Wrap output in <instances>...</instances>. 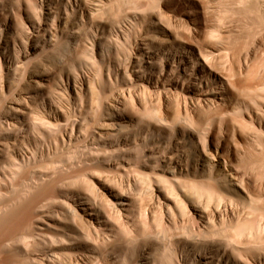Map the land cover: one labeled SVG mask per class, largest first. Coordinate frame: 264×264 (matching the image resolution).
I'll list each match as a JSON object with an SVG mask.
<instances>
[{"label":"bare ground","instance_id":"bare-ground-1","mask_svg":"<svg viewBox=\"0 0 264 264\" xmlns=\"http://www.w3.org/2000/svg\"><path fill=\"white\" fill-rule=\"evenodd\" d=\"M174 1L158 0V8L142 13L119 0H0V128L6 131L7 127L14 149L11 175L22 178V169L26 174L37 169L40 160L44 164V154L53 156L71 174L69 183L57 179L55 200L67 216L79 217L93 233V242L82 243L83 239L66 234L68 219L65 223L54 219L45 213L46 206L44 211L36 206L38 230L68 240L60 237L54 249L60 252H52L61 256L55 257L59 264H173L175 255L183 264H264V256L238 251L244 246L239 248L235 242L237 249L230 239L234 234L226 235L227 221L232 225L241 211L234 207L235 201L245 205L253 198L236 165L241 143L247 139L244 131H233L228 122L240 117L251 126L257 121L261 114L255 102L262 101L253 92L264 87L260 88V81L243 78L247 57L245 62L232 56V71L238 75L227 74L226 53L211 40L217 34L208 31L212 36L207 38L200 22L204 4L177 0L179 14L171 6ZM235 4L249 15L257 16L258 10L264 18V0H235ZM121 12L125 14L117 18ZM253 125L254 129L257 125ZM58 165L50 162L51 167ZM36 169L30 187L38 197L32 196L49 197L51 176L44 172L47 168ZM105 170L129 175L128 190L100 178ZM76 172L100 184L96 195L75 189ZM146 184L155 186L150 188L155 194L152 205L167 227L185 224L187 204L198 226L187 233L188 228L184 232L179 228L182 232L168 239L159 228V233L152 229V237H141V246L134 244L122 256L116 240L130 242L133 230L120 232V221L110 216L136 217L132 214ZM202 188L218 195L206 207L192 193ZM47 197L46 202L40 201L42 206L53 196ZM11 205L6 215L20 210L18 204L17 209ZM54 241L51 247H56ZM101 243L108 246L106 250ZM164 253L174 256L166 258Z\"/></svg>","mask_w":264,"mask_h":264},{"label":"rangeland","instance_id":"rangeland-1","mask_svg":"<svg viewBox=\"0 0 264 264\" xmlns=\"http://www.w3.org/2000/svg\"><path fill=\"white\" fill-rule=\"evenodd\" d=\"M157 1H155V0H134V1H132V0H119V4H127L128 6H131V7H133L132 5L137 6V8H135V9L139 12H142V13L143 12L145 13L144 10L147 9L146 13H148V12H150V10L158 8L157 7L158 3H156ZM190 1H192V3L193 2H196V3L199 2V4L201 3V4L205 5L206 10H205L204 15L202 14V16H201L202 18H201L200 22L205 27V30L207 29V38L210 35V33H208V31H210V32L213 31L215 34H217V35L213 34L214 37L212 35H210V36H212L211 40L213 41V43L215 45H218L219 47H221V49L226 53L227 58H225L224 65H225L226 71L228 72L227 74H229V76H234L235 74L238 75L237 71H232V56H234V55L238 56V58L240 57V59H242V61H245V62H246V59L248 58L247 63L249 65L246 68V73L244 74L243 78L253 80V81H257V82L260 81L262 83V85H260V88L264 87V78H263L264 77V20L263 19L264 18L259 17V16H261V14L259 15V13H257L258 10L254 7L255 10H257V11H254V8H253L254 13L256 12V15L258 14L259 16L258 15L257 16L249 15L248 12H246V11L243 12L240 8H238L236 6L235 0H197V1L196 0H190ZM133 2H135V3H133ZM255 3H256V1L253 4H255ZM171 6L173 7L174 10H176L179 14H181L180 13L181 12V8H180L181 6L179 5L177 0L174 1V3H172ZM195 10H196V8H195ZM245 13H247V14H245ZM124 14H125L124 12L118 13L117 18H121ZM250 14H251V12H250ZM261 17H263V16H261ZM210 36H209V38H210ZM215 37H216V40L214 39ZM261 90H263V89L258 90L257 91L258 93L253 92V95H255V96H258L260 94V97L258 96V99L261 98V101H262V103L258 100H257V102H255V105L257 107L256 111L258 110L260 113L258 111L257 112L261 115H259V117H260L259 119H258V117H255V119H254V121L257 119L258 122L253 121L254 123H250L251 126L253 124L257 123L255 125H253V127L257 125L256 127H254V129L251 128V126L248 123L247 124H246V122L243 123V120L240 117L230 118L231 120H230V122H228L231 124V129L233 131H237V132L239 131V133H242L243 131L245 132V134L243 132V135H245L247 142L246 141L242 142V143L240 142L241 145L243 144L242 145L243 148L242 147L239 148V150L242 149L241 150L242 152L239 151V153H238V155H240V157L237 156V158L238 157L239 158L236 160V165L240 171L239 172L240 175L242 176L241 180H242L243 184L245 186L247 185V187H249V189L251 190V195L256 200L251 198L252 200L249 199L247 202L245 201V203H247V204H245L246 206L243 204V201H242V203H241V201H235L236 204L234 203V205H235L234 207L236 208L238 206L236 209H238V210L241 209V211L240 210L238 211L239 212L237 214L238 216H237L236 220L232 223L233 226L230 224V221L228 220L227 221V227L229 226L230 228L228 229L225 227L227 230L225 228L222 229V231H224V233L228 230H229V232H231V233L226 232V235L228 234L229 237H230V234H231V236L234 234L232 236V238L230 237V239L233 240L232 243H234V245L237 243L236 245L239 248H242L244 246L242 249H238V247L235 245V247H237L238 251L242 250L243 253H245V254L247 252L248 255L250 254V256H254V254H256L255 255L256 257L264 256V145H263L264 142L262 143V141H264V139L262 138V137H264V135L260 136L261 134L264 133V131L262 129H260L261 125H262V128L264 127V123H263L264 122V117H263L264 116V108H262V106H264V102H263V99H264V96H263L264 92L263 91L264 90L263 91H261ZM253 98H254V96H253ZM255 101H256V99H255ZM257 103L259 105L261 104L260 108H262L263 110H261L259 108ZM240 120H242V121H240ZM260 122L263 124H260ZM226 124L227 123L225 122V125ZM255 128L256 129L258 128V131L259 132L261 131L262 133L260 132L261 133L260 134ZM5 129H6V131H1V128H0L1 133H3L2 138H0V142H1L0 143L1 144V146H0V150H1L0 151V264H36L37 260L39 263V261H42L43 258L47 260V261H45V260H43V261L48 262V263H45L42 261V264H44V263L45 264H53L55 262L54 261L55 257L57 258V256L59 254H55L56 255L55 256L52 252L53 251L56 253L60 252L58 250H54L55 248H57V246H59L60 237H61V240L66 241L67 239H65L62 236L59 237V236H57V234L56 235H53V234L50 235L49 233H46L45 229H43L42 231L38 230L36 223H37V218H39V210H38L39 207H40L41 211L42 210L44 211L45 206H46L47 211L45 210V213L47 212L48 213V214L46 213L47 215H51V216L53 215L54 219H57V218L61 219L62 221H64V223L68 219L66 221V225H68L67 228H70V230L65 229L64 232H66L68 230L66 232V234L67 233H68L67 235L71 234L70 237H76L77 239L79 238V240L83 239L81 241L82 243L83 242L84 243L93 242V241H91V237L93 239V235H92L93 233L90 231L89 227H86V225H84V223L81 222V219L79 220V217L77 219H75L72 216H67L65 214V212H63L60 209V206L57 203L58 198H56L59 195V190L57 188L58 187L57 186L58 180L61 181L59 183H62V181H67V180H68L67 183H69L70 182L69 179H70L71 174L67 171V168L64 167V165L63 166L61 165L62 167L60 166L61 162L58 161V163H55L57 159L54 160L53 156L52 157L50 156L48 158V155L46 156V154H44L45 156H43V158L44 159L46 158V159H45V162L43 164L42 163L43 161L40 160L41 154H38V155H40V156H38L40 163H38L37 166H39L40 168L38 167L36 169L34 167L32 170L31 167L26 166L27 168L25 167V169L31 168L29 170L32 171V174H31L30 171L26 170V174L28 173L27 174L28 177H26V176L24 177V174H25L24 169H22V170H24V172L22 170H21V172H19L20 176H22V173H23L24 178L18 177V174L11 175L12 174L10 172L12 169V167H11L12 166V164H11L12 160L11 159L14 155V151H13L14 149L12 148L11 139L8 138L9 132L7 131V127H5ZM256 131L258 133H256ZM32 133H35V131ZM79 146L81 148V146L83 147L84 144L79 145ZM76 154L78 155L79 151H77ZM41 158H42V156H41ZM43 158H42V160H44ZM52 160H53V163L55 165L59 164L57 166V168L51 167V166H55L54 164L52 165ZM50 162H51V166H50ZM41 163H42V165H41ZM63 167L66 169H64ZM46 168H47V170H46ZM8 169H10V170H8ZM34 169L39 170V171L40 170L41 171L46 170L44 172H47L50 174L51 185L49 186V190H48V192L50 191L49 197H47L48 195H45L44 197H42L43 199H41V198L35 199L34 198V196L38 197L37 194L33 193L32 189L30 187V185L33 183L31 181V179L33 178V179H35L33 181L34 182L36 181V178L33 177V176H36L35 174H33ZM4 170H6V171H4ZM3 171L6 172L7 174L6 173L4 174ZM101 173H103V174L102 175L99 174L100 178H103L104 181L107 180V184H109L111 182L110 183L111 186L113 185L115 188H118V189L125 188L126 190H128L129 183L127 184V182L129 181V175H128V177L126 175L125 176L126 178H125L122 175H120L118 173V171L116 172V170H105ZM76 174L75 175L77 176V178H75V179L73 178V180H72V181H77L76 184H75V182L73 184L75 186V189L78 192L83 193V194L92 195V193H95L93 195H96L97 191H99L98 188H99L100 184L95 182L96 183V185H95L92 182H90V180L88 178L87 179L85 178V175L83 172H76ZM131 175H133V174H131ZM79 177L81 178L80 180L78 179ZM25 178H27L26 181H25ZM67 178H69V179H67ZM107 178H109V179H107ZM56 180H57V183H56ZM131 181H132V179H131ZM12 182H13V184H12ZM21 183H22V185H21ZM24 183H25V185H24ZM52 185H54V186H52ZM144 187H145V190L142 189L139 191L142 197L139 195L140 199L137 202L138 204L136 205V208L137 207L138 208L136 209L134 214H132L133 216H136V215L138 216V217L137 216L133 217L135 220L133 218L130 219L131 217L129 219L122 217L125 220H122V222H121L122 218L118 217V216H117L118 218L115 217L116 214H113L112 216H110V218L113 217L112 219L115 220V222L120 221V224H119V226L121 225V227H120L121 230L119 228L120 232L122 230L124 231V232L122 231L123 233L131 232V230L134 231V232L132 231L133 233L131 232L132 235L129 234V237H130L129 241L131 242V244L133 246L130 244V242H128V240H127V243H125V241L121 240V238H119V240H116V245H120V246H118L119 252H120V250H121V252L123 250L127 251V248L134 247V244H136V243H138L140 245L142 243L141 241H143V238L144 239L150 238L149 235H151V237H152L153 236L152 234H154V232L159 233V229H160V231H162L160 233H163L162 234V235H164L163 237H166V239H168V237H171L172 235L176 234L177 232H180L181 230L183 232L186 230V233L188 230L192 231V229L196 228V227H194V225H196L198 223V220L195 218V216L194 215L192 216V214H191V208H190L189 204H187L188 205L187 209L190 212L187 211L186 219L184 221L185 224L181 223L182 225L184 224V226H182L181 224H178L179 226L180 225L181 226L179 227L177 225L178 226L177 228L172 227L171 228L172 230H171L169 228L170 226L167 227L168 226L167 223L163 220V215L161 214L160 210L153 208L152 199H153V196H155V194H154V192L152 193L151 189H153V188L155 189V186L151 185V184L150 185L146 184V186H144ZM147 188H148L149 194L147 193ZM92 189H95V190L90 191ZM149 189L151 192L149 191ZM192 191H194V190H192ZM196 191L197 192H195V191L192 192L193 194H195L194 196L197 197L195 199L196 200L200 199L198 202H201L203 204V206H205V207L207 204L210 205L211 202L213 200H215V196H216V198L218 197V195H216V193L214 194L213 191H210L209 188H202V189H198ZM209 193H212V194H209ZM32 195H34V196H32ZM50 196H53L52 197L53 202L56 204H54L51 201L52 198ZM46 197L48 199L51 198V200H48L49 205L46 203L45 205H43L44 206L43 207L42 204L44 202H46L47 199L44 200V198H46ZM55 198L57 200H55ZM10 200H11V203H13V207L15 206V203L18 204L16 206L20 210H17L18 213L16 212L17 213V214L15 213L16 215L15 214H13V215L7 214L6 215L5 211H6L7 206L8 207L12 206L10 203ZM40 201L43 203H41ZM38 203H41V204L39 205ZM36 204H38V205H36ZM16 206H15V208H16ZM36 206L37 207L39 206L38 209ZM151 206H152V209H151ZM153 209H155V210H153ZM248 209H250V210H248ZM252 209H253V211H252ZM137 210H138V212H137ZM152 210L155 212L157 211V212L153 213ZM139 212H141L143 214H141ZM242 212H244V213H242ZM135 213H136V215H135ZM1 214H2V216H1ZM146 215L148 216V218ZM152 215H154V217L156 216L155 219L152 218ZM149 217H150V219H149ZM194 219H195V223H194ZM129 220H131V221L129 222ZM132 220H134V223ZM137 220L140 224L137 223ZM147 220L150 221V224H149V222H147ZM196 220H197V223H196ZM155 221H156V223H155ZM161 226H163V227H161ZM196 226H198V225H196ZM79 227H80V229H79ZM179 228L181 230H177ZM184 228H188V229L184 230ZM152 229H154L155 231L153 230L154 231L153 232ZM173 229H174V231H173ZM258 229H259V231H258ZM135 230H137V231H135ZM233 232H235V233H233ZM251 232H252V234H251ZM90 233L92 236L90 235ZM135 234L140 238L136 237ZM133 235L135 236L134 237L135 241L138 239L136 242L134 241V239L131 240V237L133 238ZM146 235H147V238H146ZM63 236H65V233ZM248 236H250V238ZM141 237H143V238H141ZM52 240L53 241L55 240L54 242H58V245L53 242L52 246L56 245V247L50 246L52 244L51 243ZM139 240H141V241H139ZM242 242L244 245L242 244ZM128 245L131 247H128ZM23 246H25V248H27L28 250L24 249ZM48 247H49V249L50 248H52V249L49 250ZM100 247H102V249L106 250L107 248H105V247H108V246H106V244L101 243ZM246 247H247V249H246ZM21 249H22V251H21ZM25 250H27L28 252L26 253ZM105 250H103V251H105ZM23 251H25V252L22 253ZM124 251H123V254L120 252V254L122 256H124V254H125ZM170 251H171V248H170ZM129 254H130V252H128V255ZM166 254H165L166 258H168V257L170 258L172 255V254H170V256H169L168 253H166ZM51 255H52V257H51ZM32 256H33V258H32ZM172 256H174V254ZM175 256L172 258L174 260L173 264H180V263L183 264V262L180 261V258H179L180 256L177 255V256H179L177 258L179 260H175L176 259ZM60 258H61V256H60ZM34 259H37V260H34ZM51 259H53V260L50 263L49 260H51ZM55 260L57 261V262H55V264L56 263L59 264L58 261H60V259H55ZM105 261L106 260H104V262ZM104 262L101 261V263H104Z\"/></svg>","mask_w":264,"mask_h":264}]
</instances>
